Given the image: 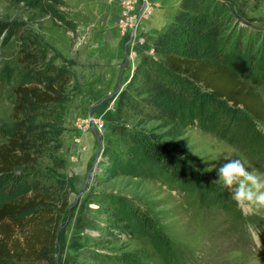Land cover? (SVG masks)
<instances>
[{"label":"rangeland","instance_id":"1","mask_svg":"<svg viewBox=\"0 0 264 264\" xmlns=\"http://www.w3.org/2000/svg\"><path fill=\"white\" fill-rule=\"evenodd\" d=\"M62 1L57 7L64 18L61 21L42 11L41 6L50 0H0V127L11 117L13 89L24 69L20 37L30 35L38 40L48 50L47 58L71 75L67 101L59 109L60 149L53 154L66 167L62 170L48 158L50 152L42 160L53 173L52 179L64 181L69 193V208L58 233L56 264L73 262L76 243L82 242L75 238L80 210H97L102 193L134 200L155 233L151 234L155 244L138 239L117 247L126 255L147 252L141 264H264V208L237 204L228 189L213 183L226 156L264 172L260 148L243 138L242 126L250 118L242 109L218 111L209 101L199 106L198 100L192 124L179 141L184 145L168 144L165 163L153 165L143 178L107 182L102 176V155L120 91L141 57L149 51L153 54L152 40L173 22L181 0H149L155 11L143 22L133 46L117 29L120 0ZM239 11L240 17L235 16L226 36L230 43L242 39L244 58L250 62V69L242 75L264 97V66H259L255 55L264 44V0H238ZM249 128L264 142V123ZM4 142L0 133V146ZM97 181L103 186L96 187ZM82 235L97 232L86 229Z\"/></svg>","mask_w":264,"mask_h":264},{"label":"trees","instance_id":"2","mask_svg":"<svg viewBox=\"0 0 264 264\" xmlns=\"http://www.w3.org/2000/svg\"><path fill=\"white\" fill-rule=\"evenodd\" d=\"M50 1L41 6L42 11L64 20L57 9L63 1ZM237 2L181 0L173 22L152 40L153 54L149 51L141 57L112 114L101 162L107 182L143 178L153 165L165 163L163 158L170 154L167 145L177 147L185 138L198 100L199 106L209 101L218 111L242 109L249 115L242 135L260 148L264 161L262 137L249 128L264 123V97L242 75L250 69L242 39L230 43L226 36L235 16L240 17ZM20 42L24 69L13 89L11 117L0 127L5 140L0 146V264H56L69 193L64 181L52 179L42 160L50 152L48 158L62 170L66 167L53 154L60 149L59 109L67 101L71 75L47 58L48 50L38 40L23 35ZM256 54L262 68L264 44ZM95 184L103 186L99 181ZM99 200L97 210H80L75 238L82 242L76 243L78 251L71 264H141L147 252L126 255L117 247L138 239L153 241L155 233L144 213L127 196L102 193ZM86 229L97 235H82ZM168 259L175 262L173 257Z\"/></svg>","mask_w":264,"mask_h":264},{"label":"clouds","instance_id":"3","mask_svg":"<svg viewBox=\"0 0 264 264\" xmlns=\"http://www.w3.org/2000/svg\"><path fill=\"white\" fill-rule=\"evenodd\" d=\"M225 160L213 183L228 189L237 204L264 208V172L250 169L247 162L239 158L226 156Z\"/></svg>","mask_w":264,"mask_h":264},{"label":"built area","instance_id":"4","mask_svg":"<svg viewBox=\"0 0 264 264\" xmlns=\"http://www.w3.org/2000/svg\"><path fill=\"white\" fill-rule=\"evenodd\" d=\"M117 8L119 10L117 21L119 34L127 38L129 44L133 46L140 36L143 22L153 15L154 5L149 0H120Z\"/></svg>","mask_w":264,"mask_h":264},{"label":"water","instance_id":"5","mask_svg":"<svg viewBox=\"0 0 264 264\" xmlns=\"http://www.w3.org/2000/svg\"><path fill=\"white\" fill-rule=\"evenodd\" d=\"M121 91H122V90H121ZM121 91H120V92H121Z\"/></svg>","mask_w":264,"mask_h":264}]
</instances>
